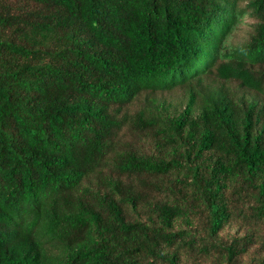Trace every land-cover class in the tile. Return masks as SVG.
<instances>
[{
  "label": "trees",
  "instance_id": "trees-1",
  "mask_svg": "<svg viewBox=\"0 0 264 264\" xmlns=\"http://www.w3.org/2000/svg\"><path fill=\"white\" fill-rule=\"evenodd\" d=\"M228 8L0 0V264H264V56L247 90Z\"/></svg>",
  "mask_w": 264,
  "mask_h": 264
},
{
  "label": "clouds",
  "instance_id": "clouds-1",
  "mask_svg": "<svg viewBox=\"0 0 264 264\" xmlns=\"http://www.w3.org/2000/svg\"><path fill=\"white\" fill-rule=\"evenodd\" d=\"M236 0H229V8L228 13H231V17H235L236 22L232 19H228L227 14H224L220 19H217V21L214 24V32L215 34H211L210 41L212 42L214 46L215 52H217V56L221 58L223 62V56L220 49V44L222 42V38L216 35V32H223L227 34L230 37V41L233 43L234 46H237L240 48V50L248 56V63H244L241 69V73L247 77L249 88H246L247 90L251 87V81H252V75L253 70L255 67V64L253 63V59L251 54L254 52L260 53L262 56H264V31L259 36H254L255 29H254V21L255 23L258 22L264 26V13L262 12V9L259 8L258 16L254 15V12L256 11L255 6H253L250 10L251 13H253L254 20L251 15L244 16V20L241 23H238V19L240 18L241 11L238 0V3L235 5L234 9V2ZM261 9V10H260ZM234 13V15H233ZM207 25V24H206ZM205 25V26H206ZM218 30V31H216ZM184 99H188V94L183 89V95ZM2 220V224L0 225V228L6 229V230H18L22 229V225H19L18 222L15 220Z\"/></svg>",
  "mask_w": 264,
  "mask_h": 264
}]
</instances>
